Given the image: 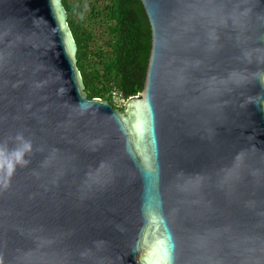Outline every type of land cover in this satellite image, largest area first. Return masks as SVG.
I'll return each instance as SVG.
<instances>
[{"label": "water", "instance_id": "95a60500", "mask_svg": "<svg viewBox=\"0 0 264 264\" xmlns=\"http://www.w3.org/2000/svg\"><path fill=\"white\" fill-rule=\"evenodd\" d=\"M145 85L89 99L62 0H0L3 264H264V0H140Z\"/></svg>", "mask_w": 264, "mask_h": 264}, {"label": "trees", "instance_id": "16d2710c", "mask_svg": "<svg viewBox=\"0 0 264 264\" xmlns=\"http://www.w3.org/2000/svg\"><path fill=\"white\" fill-rule=\"evenodd\" d=\"M62 1L78 47L77 66L87 97L114 105L113 90L125 100L139 96L151 51V27L141 1Z\"/></svg>", "mask_w": 264, "mask_h": 264}, {"label": "clouds", "instance_id": "9594fccd", "mask_svg": "<svg viewBox=\"0 0 264 264\" xmlns=\"http://www.w3.org/2000/svg\"><path fill=\"white\" fill-rule=\"evenodd\" d=\"M11 146L9 142H0V188L7 189L18 169L29 164V155L33 151L31 141L17 134ZM0 264L3 261L0 260Z\"/></svg>", "mask_w": 264, "mask_h": 264}, {"label": "built area", "instance_id": "2783aa9c", "mask_svg": "<svg viewBox=\"0 0 264 264\" xmlns=\"http://www.w3.org/2000/svg\"><path fill=\"white\" fill-rule=\"evenodd\" d=\"M111 96H112V101L114 103V105H116L117 107H121L124 105L125 103V98L123 97V94L120 93L119 91L117 90H113L111 92Z\"/></svg>", "mask_w": 264, "mask_h": 264}]
</instances>
